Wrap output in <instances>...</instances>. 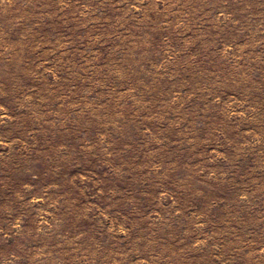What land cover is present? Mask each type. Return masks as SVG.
<instances>
[{
    "label": "rangeland",
    "instance_id": "374dc122",
    "mask_svg": "<svg viewBox=\"0 0 264 264\" xmlns=\"http://www.w3.org/2000/svg\"><path fill=\"white\" fill-rule=\"evenodd\" d=\"M0 264H264V0H0Z\"/></svg>",
    "mask_w": 264,
    "mask_h": 264
}]
</instances>
